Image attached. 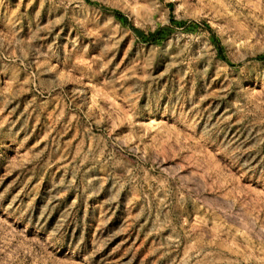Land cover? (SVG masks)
<instances>
[{
  "label": "rangeland",
  "instance_id": "rangeland-1",
  "mask_svg": "<svg viewBox=\"0 0 264 264\" xmlns=\"http://www.w3.org/2000/svg\"><path fill=\"white\" fill-rule=\"evenodd\" d=\"M0 264H264V0H0Z\"/></svg>",
  "mask_w": 264,
  "mask_h": 264
}]
</instances>
